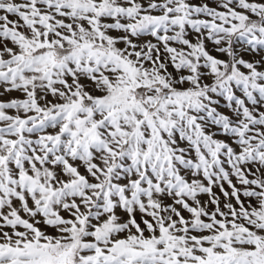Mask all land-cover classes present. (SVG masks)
Segmentation results:
<instances>
[{"label": "snow or ice", "instance_id": "6c2138e0", "mask_svg": "<svg viewBox=\"0 0 264 264\" xmlns=\"http://www.w3.org/2000/svg\"><path fill=\"white\" fill-rule=\"evenodd\" d=\"M0 264H264V0H0Z\"/></svg>", "mask_w": 264, "mask_h": 264}]
</instances>
